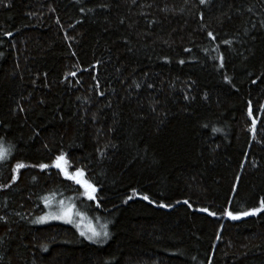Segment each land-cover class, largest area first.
I'll list each match as a JSON object with an SVG mask.
<instances>
[{
  "label": "trees",
  "instance_id": "16d2710c",
  "mask_svg": "<svg viewBox=\"0 0 264 264\" xmlns=\"http://www.w3.org/2000/svg\"><path fill=\"white\" fill-rule=\"evenodd\" d=\"M0 143V264H264V0H0Z\"/></svg>",
  "mask_w": 264,
  "mask_h": 264
},
{
  "label": "rangeland",
  "instance_id": "374dc122",
  "mask_svg": "<svg viewBox=\"0 0 264 264\" xmlns=\"http://www.w3.org/2000/svg\"><path fill=\"white\" fill-rule=\"evenodd\" d=\"M1 161L2 160H0V163H1ZM63 166L65 167L67 173L72 174L67 162L65 164H63ZM77 178L81 179L82 181H85L83 175H81ZM80 185L82 186V184H80ZM82 188L84 189L85 194H88L85 190V187L82 186ZM60 202L61 201H59V202H54V200L50 201L46 214L37 218L35 220V223L39 226H46V225L55 224V223L69 225V226L77 229L80 233L81 232L85 233V235H84L85 237L87 235L91 234L90 229H95L96 231H100V232L106 230L109 233L107 223L105 221L99 219V218L93 217L85 208H83L79 204V200L65 199V200H62V202H63L62 204ZM64 210H70L71 222H68V220L63 218V217L62 218H54ZM40 218H43V219L41 220ZM105 225H106V229L103 227ZM108 238L109 237H107V239L102 240L101 242H98L97 244L107 243ZM90 242H92V241H90Z\"/></svg>",
  "mask_w": 264,
  "mask_h": 264
},
{
  "label": "snow or ice",
  "instance_id": "6c2138e0",
  "mask_svg": "<svg viewBox=\"0 0 264 264\" xmlns=\"http://www.w3.org/2000/svg\"><path fill=\"white\" fill-rule=\"evenodd\" d=\"M200 2L201 3H204L205 0H200ZM209 35H211V34H209ZM7 156H8V150L3 147L2 143H0V160L7 159ZM65 163H66L65 158H64L63 155H61V156H58L56 158V160L53 163V166L56 167V168H58V169H61V171H64L65 172V175L69 179H73V180H75L76 183L82 184V186L85 187V190L88 193V198L94 200L95 199V196L93 195V193L96 191L95 187L93 185L87 183L86 181H82L81 179H78L77 178V177H79V176L82 175V173L80 172V170H77L75 174H69V173H67V171L63 167V164H65ZM23 167H24L23 164H17L16 165V168L17 169H20V168H23ZM40 167L42 169H45V168L48 167V165L42 164V165H40ZM143 199L147 200L148 197L145 196V197H143ZM60 203L62 204L63 202L61 201ZM261 205L264 206V201H261ZM261 210H264V207H262V209H253L251 214H256L257 212H259ZM249 214L250 213H247V212L244 213V215H249ZM70 215H71L70 210H64V211H62L59 215H57L54 218H62L63 217L65 219H67L68 222H71ZM229 215H231V213H229ZM236 218L237 217H233V219H236ZM40 219L42 220L43 218H40ZM103 227L106 229V225L103 226ZM90 232H91V234L90 235H87L86 236V239H88L89 241H92L93 243L101 242L102 240L107 239V237L109 235V233L106 230L100 232V231H96L95 229H90ZM81 235H85V233L81 232Z\"/></svg>",
  "mask_w": 264,
  "mask_h": 264
},
{
  "label": "water",
  "instance_id": "95a60500",
  "mask_svg": "<svg viewBox=\"0 0 264 264\" xmlns=\"http://www.w3.org/2000/svg\"><path fill=\"white\" fill-rule=\"evenodd\" d=\"M64 167V166H63ZM55 169L58 171V172H60L65 178H67V179H69L66 175H65V172L64 171H61V169H58V168H56L55 167ZM64 169H65V167H64ZM66 170V169H65ZM69 180H73V179H69ZM74 181V180H73Z\"/></svg>",
  "mask_w": 264,
  "mask_h": 264
}]
</instances>
